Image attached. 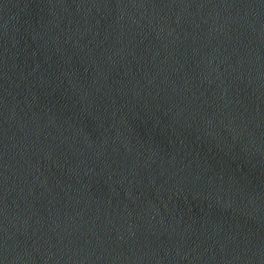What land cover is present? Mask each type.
I'll use <instances>...</instances> for the list:
<instances>
[{
  "label": "water",
  "instance_id": "95a60500",
  "mask_svg": "<svg viewBox=\"0 0 264 264\" xmlns=\"http://www.w3.org/2000/svg\"><path fill=\"white\" fill-rule=\"evenodd\" d=\"M0 264H264V0H0Z\"/></svg>",
  "mask_w": 264,
  "mask_h": 264
}]
</instances>
